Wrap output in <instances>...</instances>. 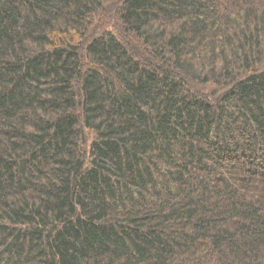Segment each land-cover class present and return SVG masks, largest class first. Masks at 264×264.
Returning <instances> with one entry per match:
<instances>
[{
  "label": "trees",
  "instance_id": "1",
  "mask_svg": "<svg viewBox=\"0 0 264 264\" xmlns=\"http://www.w3.org/2000/svg\"><path fill=\"white\" fill-rule=\"evenodd\" d=\"M0 264H264V0H0Z\"/></svg>",
  "mask_w": 264,
  "mask_h": 264
}]
</instances>
